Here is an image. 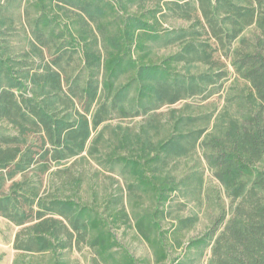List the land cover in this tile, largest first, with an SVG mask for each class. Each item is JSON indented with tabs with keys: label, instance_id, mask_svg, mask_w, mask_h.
<instances>
[{
	"label": "trees",
	"instance_id": "obj_1",
	"mask_svg": "<svg viewBox=\"0 0 264 264\" xmlns=\"http://www.w3.org/2000/svg\"><path fill=\"white\" fill-rule=\"evenodd\" d=\"M173 16L189 24L162 27ZM158 46L175 50L159 54ZM229 66L250 88L242 110L214 118L186 105L171 111L163 140L149 139L148 124L157 123L151 119L101 142L114 112L147 115L206 94ZM122 76L127 82L120 84ZM197 147L231 203L186 241L196 215L167 229L162 222L174 194L203 181L199 171L179 178L169 168ZM86 157L121 166L133 179L131 194L155 199L135 228L158 263L175 248L181 250L171 264H198L196 253L207 249L208 264H264V0H0V215L22 226L17 250L56 252L75 233L93 232L102 261L115 259L119 246L107 219L69 193L86 171L65 164ZM124 209L109 208L108 220L127 219ZM122 264L137 261L126 253Z\"/></svg>",
	"mask_w": 264,
	"mask_h": 264
},
{
	"label": "rangeland",
	"instance_id": "obj_2",
	"mask_svg": "<svg viewBox=\"0 0 264 264\" xmlns=\"http://www.w3.org/2000/svg\"><path fill=\"white\" fill-rule=\"evenodd\" d=\"M188 24V21L173 16L164 20L162 27H179ZM245 35L252 37L253 29H247ZM173 50L175 49L159 46L157 49L159 54H167ZM216 55L219 56V53ZM205 69L206 67L203 65L193 68L194 71ZM125 81L127 82L126 76H122L120 84ZM249 91L247 82L229 66L228 76L218 86L210 87L206 94L188 97L172 105L164 104L147 115L121 117L117 111L114 112L111 119L105 122L107 126L104 128L101 142L107 143L106 141L113 137L111 134L113 130L121 134L124 129H137L151 119H156L157 123L148 124L149 139L158 142L168 137L167 119L173 109L182 110L188 105L186 110L193 114L210 112L215 118L218 113L226 109L234 113L242 110L245 94ZM135 93V91L130 92L129 98H132ZM129 100L125 104L130 110H134V106ZM100 128L94 130L93 138ZM105 149L103 147L102 151L104 152ZM120 152L124 153L123 150ZM74 160L68 161L65 166H71L75 172L85 170L86 173L83 183L78 187H72L69 193L76 201L92 206L107 219L110 224L108 227L113 232L114 239L119 246L114 252L115 259L108 263L102 261L97 249L91 244L93 232L85 234L84 237H79L75 233L73 239L68 241L67 247L63 250L59 248L56 252L17 250L14 247V241L22 226H18L0 215V264H53L58 258L64 259L67 264H122L126 253L132 255L137 264H160L157 262L153 249L135 228L136 217L139 213L152 211L156 208L157 202L152 195L139 190L135 191V195L131 194L128 190V183L133 179L126 175L121 166L110 168L103 160L104 167L91 157ZM169 168L173 169L179 178L186 174L190 175L194 171H199L203 176L201 185L197 181H192L189 185L182 186L174 194L171 204H169L168 217L162 222V227L167 229L177 218L196 215L198 221L186 230L182 237L187 241L202 235L212 221L220 215L223 208L229 210L231 202L225 193L224 186L216 179L208 166L201 147H197L188 155L173 161ZM53 178L55 179L56 175H53ZM122 206H124L128 218H119L118 221L108 220L109 208L118 211ZM180 250L174 248L172 252L169 251V259L166 264H171ZM209 257L210 250L207 249L202 256L196 253L195 262L208 264Z\"/></svg>",
	"mask_w": 264,
	"mask_h": 264
}]
</instances>
